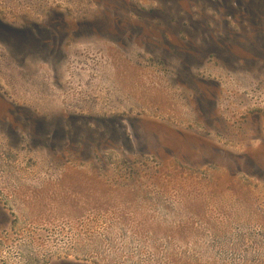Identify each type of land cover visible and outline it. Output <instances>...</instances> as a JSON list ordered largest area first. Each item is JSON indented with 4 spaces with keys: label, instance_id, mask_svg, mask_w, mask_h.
I'll list each match as a JSON object with an SVG mask.
<instances>
[{
    "label": "rangeland",
    "instance_id": "374dc122",
    "mask_svg": "<svg viewBox=\"0 0 264 264\" xmlns=\"http://www.w3.org/2000/svg\"><path fill=\"white\" fill-rule=\"evenodd\" d=\"M0 264H264V0H0Z\"/></svg>",
    "mask_w": 264,
    "mask_h": 264
}]
</instances>
